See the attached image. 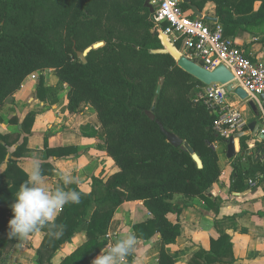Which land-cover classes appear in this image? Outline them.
Segmentation results:
<instances>
[{
    "label": "trees",
    "instance_id": "1",
    "mask_svg": "<svg viewBox=\"0 0 264 264\" xmlns=\"http://www.w3.org/2000/svg\"><path fill=\"white\" fill-rule=\"evenodd\" d=\"M212 1L225 36L239 27L257 26L264 32V0ZM145 2L0 0V108L29 74L53 69L58 84L45 86L40 76L37 97L55 102L48 94L66 83L68 111L75 112L82 102L94 108L104 133L100 147L118 168L105 181L93 176L88 193L76 187L66 189L78 191L81 202L66 204L56 218V224L64 226L60 238L50 236L47 228L41 230L44 235L36 250L37 264H51L55 251L80 230L86 240L59 264H91L92 257L107 245L105 234L116 208L124 201H142L140 209L145 217L134 222L135 236L150 239L158 233V264H174L164 248L180 235V224L167 216L181 212L172 199L177 194L186 200L204 196L221 175L213 147L214 142L224 140L216 127L218 113L195 100V88L205 86L201 81L178 67L171 54L151 52L164 47V24L154 21ZM191 2L201 9L202 2ZM181 7L184 11L189 8L184 2ZM99 41L103 45L91 49L83 63L76 51L83 52ZM180 47L179 40L175 48L181 51ZM158 84L161 89L156 94ZM153 104L155 117L193 148L202 167L182 147L169 143L158 124L145 115ZM33 119L34 114L28 113L23 126ZM8 137L0 133V165L10 154L0 171V264H8L10 249L19 241L8 239V221L13 216L10 206L15 194L27 180L13 158L19 156L25 139L10 150L14 141ZM249 138H240L241 151L247 150ZM258 158L246 157V165L241 158L235 160L232 189L242 191L248 178L262 180L259 176L264 177V167L255 163ZM197 254L205 264H232V243L222 234L211 240L208 251Z\"/></svg>",
    "mask_w": 264,
    "mask_h": 264
},
{
    "label": "crops",
    "instance_id": "2",
    "mask_svg": "<svg viewBox=\"0 0 264 264\" xmlns=\"http://www.w3.org/2000/svg\"><path fill=\"white\" fill-rule=\"evenodd\" d=\"M197 1L202 2L199 10L204 15L217 19L216 22L206 21L221 25L216 16L215 3L212 0ZM258 5L259 2L255 5V10ZM185 12L190 17L195 16L190 8ZM261 30L262 27L257 26L239 27L227 37L251 59L264 61V32ZM35 74L36 78L29 74L20 88L0 108V133L8 135L10 142L14 141L10 150L25 139L19 156L13 158L26 174L31 169L33 160H38L47 187H64L65 190L76 187L88 193L92 188L93 176L103 177L105 181L118 170L105 149L100 147L104 133L96 112L92 106L82 102L75 112L70 113L67 108L69 87L66 83L48 94L56 99L55 102H51L49 98L39 99L36 90L39 77L42 76L45 86H54L59 79L53 69H43ZM233 94L228 95L227 101L247 110L241 100H233ZM31 112L34 114L33 122H25L24 127L25 117ZM243 118L246 122L244 129H248L246 135L250 137L247 150L241 151L239 148L233 157L228 158L225 140L216 141L221 169L219 178L204 196L186 200L177 194L172 199L174 204L180 206L181 212L179 215L168 213L167 216L170 221L180 224V235L174 243L167 244L164 248L173 257L174 264H205L197 253L208 251L211 240L222 234L227 235L232 243V264H264V177L260 174L262 180L258 182L256 179L257 185L253 188L248 187L246 180V187L242 191L232 189L236 177L235 160L241 158L242 165H246V157H259L255 163L262 165L264 159V154L260 156L264 151V138L258 131L253 132L248 128L256 118L246 119L245 112ZM9 156L10 154L6 155L0 171L5 168ZM62 175L73 177L75 182L63 185ZM141 204L142 201H124L116 208L108 227L112 236L108 244L92 257L91 264L100 252L107 251L117 239L126 237L129 232L134 233V222L145 217L140 209ZM43 235L40 231L19 240L10 249L8 264H37L36 250L41 245ZM85 240L86 234L80 230L71 242L63 243L55 251L51 264H59ZM160 248L158 233L150 239L136 237L134 250L126 264H158Z\"/></svg>",
    "mask_w": 264,
    "mask_h": 264
},
{
    "label": "built area",
    "instance_id": "3",
    "mask_svg": "<svg viewBox=\"0 0 264 264\" xmlns=\"http://www.w3.org/2000/svg\"><path fill=\"white\" fill-rule=\"evenodd\" d=\"M149 1L154 6V21L164 24L162 32L174 47L180 40L184 49L181 52L193 61L208 69L223 64L232 73L233 87L240 86L247 93L244 107L248 108L249 100L256 105L257 131L264 138V99L260 98L264 94V61L248 57L231 38L224 35L221 25L209 26L197 16L190 17L181 7L182 0ZM30 76L36 78L35 72ZM229 94L226 85L212 83L206 86L204 93L195 97L196 101L218 113L216 127L224 140L246 126L243 109L227 101ZM213 147L216 149V142ZM247 184L253 188L257 180L248 178ZM111 236L107 231V244Z\"/></svg>",
    "mask_w": 264,
    "mask_h": 264
},
{
    "label": "clouds",
    "instance_id": "4",
    "mask_svg": "<svg viewBox=\"0 0 264 264\" xmlns=\"http://www.w3.org/2000/svg\"><path fill=\"white\" fill-rule=\"evenodd\" d=\"M27 180L20 185L11 204L12 218L8 221V239L24 240L29 235L47 228L49 235L60 238L64 226L56 224V218L66 204H79L81 195L76 190H65L64 187L49 188L45 185L41 165L33 160L27 172ZM63 185L74 183L69 175H62ZM136 244L134 233L117 239L113 245L95 257L92 264H126Z\"/></svg>",
    "mask_w": 264,
    "mask_h": 264
},
{
    "label": "water",
    "instance_id": "5",
    "mask_svg": "<svg viewBox=\"0 0 264 264\" xmlns=\"http://www.w3.org/2000/svg\"><path fill=\"white\" fill-rule=\"evenodd\" d=\"M182 2L187 3L189 8L192 10L193 14L197 16L198 18L208 20V21H217L216 18L210 17L207 15H204L195 4L190 3L189 0H182ZM144 5L149 9L150 13L154 12V6L150 3L149 0H146ZM161 37L164 42V47L160 49H153L151 52L153 53H169L172 55V57L175 59L176 64L178 67H180L182 70L187 72L189 75H191L193 78L201 81L204 85L208 86L212 83H220L226 85V89L230 93H234L236 96L239 97L240 100H245L247 98L246 91L240 87H233V84L231 83V80L233 79L232 73L223 65L219 64L213 69H208L199 63L193 61L190 59L187 55L176 49L168 40L166 35L161 30ZM103 42H95L91 46L84 49L83 52L76 51L77 55L80 57L81 61L83 63L86 62V55L87 53L93 49L97 48L99 46H102ZM161 84H158L156 87V94L160 92ZM261 99H264V94L260 96ZM248 106L250 107L251 111L253 112L254 116L258 115V111L256 108V105L253 101H248ZM155 110V104L151 106L149 110L145 111V115L152 121H155L160 130L164 133L166 136V139L169 143L176 147H182L185 151H187L194 161L197 163L198 167H202V161L200 160L199 156L195 153L193 148L186 142L183 141L178 135H176L174 132L167 130L160 120H158L155 117L154 114ZM248 128L250 131L257 132L258 125L256 123V120L252 121ZM248 133V129H243L241 131L232 133L228 136V138L225 140L226 142V148H227V157L231 158L235 155L236 151L239 150V140L242 136L246 135ZM263 138V136L261 135Z\"/></svg>",
    "mask_w": 264,
    "mask_h": 264
},
{
    "label": "rangeland",
    "instance_id": "6",
    "mask_svg": "<svg viewBox=\"0 0 264 264\" xmlns=\"http://www.w3.org/2000/svg\"><path fill=\"white\" fill-rule=\"evenodd\" d=\"M257 4H258V2H256V3L254 4V7H255V5H257ZM180 49H181V51H184V49L182 48V46L180 47ZM205 88H206V85H205V86H199V87H196V88H195L196 90H194L193 94L196 95V96H199V95H201L202 93H204ZM232 94H233V93H232ZM232 98H233V100H235V99L240 100L239 97L236 96V95H234V94H233ZM241 101H242L241 103H244V102H245L244 100H241ZM236 107H239L238 104L236 105ZM244 112H245V118H246V119H248V120H252L253 118H255V116H254V114H253V112L251 111V109H250L249 106H248V109H247V110H245V111L243 110V111H242L243 114H244ZM243 114H242V115H243ZM262 165H263V167H264V159L262 160ZM100 194H103V193H100ZM83 227H84V224L81 226L80 229H82Z\"/></svg>",
    "mask_w": 264,
    "mask_h": 264
}]
</instances>
